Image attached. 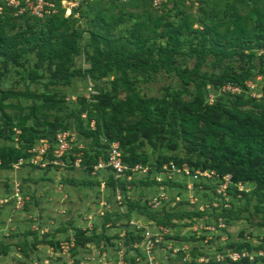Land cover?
Masks as SVG:
<instances>
[{
    "label": "trees",
    "instance_id": "obj_1",
    "mask_svg": "<svg viewBox=\"0 0 264 264\" xmlns=\"http://www.w3.org/2000/svg\"><path fill=\"white\" fill-rule=\"evenodd\" d=\"M197 1H200L197 6L200 17L187 13L183 0H167L160 13L147 0H132L124 4L115 1L82 4L67 18L62 13L43 19L33 16L13 18L5 13L0 18V66L4 71L11 66L25 68L26 80L40 82L44 75H39V69H46L49 73L46 84L49 85H67L76 77L92 83L111 73L116 76L107 94L90 93L80 97V102L87 107L70 111L66 108L69 112L64 114L59 113L65 108L63 99H57L55 95L37 94L28 88L24 91L0 90V138L11 141L19 131L16 144L0 145V169L9 170L20 159H28V151L40 139H47L53 147L57 133L73 127L74 133L87 145L80 151L71 148L68 159L73 163L70 162V167L74 166V152H81L78 166L96 177L97 188L101 181L105 182L104 190L109 198H114L116 189H120L122 197L127 199L126 181L115 179L108 170L92 172L98 158L106 157L107 143L117 141L123 162L129 166L142 164L158 169L162 163L172 160L177 164L187 163L193 169H212L219 174H230L232 208L213 212L215 219L221 217L226 224L239 219L253 199L257 202L256 211L264 213L261 206L264 201V88L259 100L242 93L238 96L219 94L212 104L206 102L207 85L215 92L226 83L243 87L247 79L264 75V14L255 9V18L243 17L233 5L230 10L224 8L213 13L209 6L207 9L203 7L205 2L209 5L208 0ZM139 5L147 10L146 18L131 23L126 29L120 27L124 8ZM114 11L119 13L114 15ZM90 15L87 28H79V21ZM172 17L177 18L176 21L170 20ZM195 24L198 28H194ZM85 34L87 37L84 39ZM183 35H190L188 51L195 58L192 69L175 65V56L185 46V41L181 40ZM209 55L218 64L228 61L221 74L209 76L199 73ZM77 57H83L87 68L73 69ZM161 69L174 74L180 88L167 90L160 99L142 97L133 86L136 79H147ZM118 85L126 88L123 97L118 95ZM11 99L16 103L7 101ZM22 99L31 100V103L23 107L20 105ZM7 110L13 112L8 113ZM52 111L57 114L52 115ZM83 113L86 118L82 117ZM170 140L176 141L170 147L175 149L180 143L187 154L195 155V159L173 156L151 161L148 155L139 153L144 146H167ZM66 162L67 167L68 160ZM99 176L103 180H98ZM129 183L132 189L154 184L149 178L142 177ZM237 183L251 189L237 191ZM127 203L126 211H110L101 218L100 232L94 229L88 234L80 228L73 230L75 249L72 256L76 262L78 249L90 243L99 245L101 241L110 243L116 239L118 227L132 218V211L147 221L171 229L178 225L183 227L185 218L199 215L184 208L151 211L146 204L139 205L129 199ZM108 229L113 231V236L106 233ZM129 233L133 240L135 237ZM40 239L43 240L41 244L54 248L62 241L45 243L47 235ZM173 239L200 243L204 237L195 240L176 234ZM37 244L40 243L35 242L32 246ZM21 246L27 257L25 241ZM199 246L204 248L201 243ZM10 247L0 241V256L7 255ZM200 247L191 248L192 258L203 255ZM227 247L232 248V244ZM183 255L179 254L178 260ZM246 258L230 264H251ZM182 264L199 263L191 260ZM206 264L218 263L210 258Z\"/></svg>",
    "mask_w": 264,
    "mask_h": 264
},
{
    "label": "rangeland",
    "instance_id": "obj_2",
    "mask_svg": "<svg viewBox=\"0 0 264 264\" xmlns=\"http://www.w3.org/2000/svg\"><path fill=\"white\" fill-rule=\"evenodd\" d=\"M183 2L187 13L200 17L201 13H197V6L198 4L200 5V1L189 0L188 4L185 0ZM208 2L209 5L205 2L203 7L207 9L209 6L213 13L224 8L230 10V6L233 5L236 12L243 17L249 15L251 18H255V9L264 14V0H208ZM114 12V15L119 13V11ZM121 14L123 15V21L120 27L126 29L133 22L143 21L147 16V10L145 7L139 5L124 8ZM90 17L92 16L90 15L85 19H81L77 26L81 29H86L87 19ZM176 19L170 18L172 21H176ZM194 28H198V25L195 24ZM86 37L87 34L84 35V39ZM189 37L190 35L181 36V40L185 41V46L182 52L175 56V65L181 68L192 69L195 64V58L188 51L189 43L187 42L189 41ZM227 62V60H224L221 64H218L209 55L206 57L199 73L209 76L219 75L226 68ZM78 68H87L83 57L75 58L73 69ZM38 73L39 75H44L41 81L30 82L25 79V68L15 69L11 66L7 71H4L0 66V90L14 89L24 91L28 88L37 94L45 92L49 95H55L57 99H63L65 108L59 113L64 114L71 109L76 110L80 107H87L85 103L82 104L80 102V97L88 96L90 93H94L95 95L100 93L107 94L116 76L114 73H111L104 79L92 81V83H88L87 80L81 79V77H76L71 79L67 85H49L46 84L49 78L48 71L46 69H39ZM133 86L142 97L152 99H160L166 94L167 90L175 91L180 88L178 78L174 74L165 73L162 69L151 74L147 79L138 77ZM117 92L120 97H123L126 93V88L118 85ZM184 98L188 99L187 96H184ZM7 101L16 103L14 99ZM30 103L31 100H20V105L23 107ZM66 108L69 111H66ZM88 108L91 109L90 107ZM7 112L12 113L13 111L7 110ZM51 114L55 115L57 112L52 111ZM52 115L51 117H53ZM82 117L86 118V115L83 113ZM71 129L67 131L74 137L72 147L80 151L87 143H83L84 141L78 138V135L74 133L73 127ZM18 134L19 131H16L11 141L0 138V145L16 144ZM174 143H176L175 140H170L167 142V146H160L158 148L144 146L139 150V153L148 155L151 161L160 157L173 156L195 159V155L187 154L180 143H177L175 149L170 147ZM80 154L81 152H74L75 160L79 158ZM70 162L71 159L69 158V166L64 168H33L32 165L24 164L19 169H14L13 167L9 170L0 169V199L9 198L13 187L17 183H19L21 193L25 198L23 209H15V205L11 201L4 206H0V241L3 244L7 243L11 246L7 255L0 256V264H69L71 260L68 259L67 255L57 258V253L53 255V252L47 245L41 244L43 240L40 238L47 235L48 239L45 240V243L49 241L54 243V241L59 239L65 240L66 235L73 234L75 228L86 230L88 234H91L94 229L96 232H100L101 218L107 212L115 211L118 213L126 211L128 209V199L130 202L136 201L139 205H144L150 194L154 193L152 187L137 186L129 191L127 199L122 197V203L118 204L113 197L109 198L110 195L104 189L101 190L96 187L94 182L96 177L82 169L81 166L74 165L70 167L71 163H73ZM99 179H101L100 176L98 177ZM240 197L239 195L237 198L240 199ZM103 200L107 203V209L100 207V202ZM251 202L248 210L241 213L239 219L231 220L227 224L223 222V228L217 233L218 237L212 240L209 247L202 248L204 256L212 258L215 255V259L218 255L222 258L221 264H230L232 260L225 257L228 252L229 254L231 252H245L249 256V258H246L249 263L264 264V213L256 211V200L253 199ZM261 206L264 207V201ZM101 210L104 213L103 215L100 214ZM89 217H91L90 222L87 220ZM132 218L138 219L142 224H147L144 216H138L134 211H132ZM89 225H92L93 228L89 229ZM175 228H177L175 229L176 231L180 229L182 233L185 232L183 227L181 228V225ZM106 233L111 234L113 231L108 229ZM24 241L28 246L25 249L28 254L27 257L24 256L21 246V243ZM35 242L40 244L33 247L32 245ZM190 244L191 242H189ZM230 244H232V248L227 247ZM245 244H248V246ZM89 245H91L90 248L94 246L93 243ZM193 245H196V241ZM85 249L86 247L78 249V253L83 252ZM226 250L227 252L225 253ZM97 255L98 252H95V258L98 257ZM161 256V259L165 258L163 253Z\"/></svg>",
    "mask_w": 264,
    "mask_h": 264
},
{
    "label": "built area",
    "instance_id": "obj_3",
    "mask_svg": "<svg viewBox=\"0 0 264 264\" xmlns=\"http://www.w3.org/2000/svg\"><path fill=\"white\" fill-rule=\"evenodd\" d=\"M96 1L103 3L115 1L124 4L132 0H0V18L5 13H9L13 18L33 16L38 19L62 13L67 18L71 16L73 10L78 6ZM147 1L159 13L163 5L167 3V0ZM185 1L188 4L189 0ZM168 7H170L169 4ZM263 88L264 75L262 74L247 79L243 87L226 83L214 92L210 85H207L206 102L212 104L219 94L238 96L242 93L259 100L263 96ZM73 141L74 137L67 131L57 133L53 147L52 143L47 139H40L28 151L30 157L28 159H20L13 165V168L19 169L24 164L39 168H64L67 165L66 161L73 146ZM107 145L106 157L98 158L93 166L92 174L108 170L114 175L115 179L126 181L127 191L132 189L129 182L134 178H149L154 183L151 186L154 189V193L150 194L146 202L147 207L151 211L177 207L199 215L184 219L186 223L183 226L184 233L180 229L176 231L175 229L177 228L171 229L164 225H158L155 222L147 221L145 218L147 224H142L138 219L130 218L118 227L116 231L117 238H113L110 243L101 241L99 245L93 244L92 248H90L91 245L87 244L85 246L86 249L78 253V262L72 256V251L75 249V238L70 234L68 239L59 242L57 248L49 247L53 255L57 253V258L67 255L68 259L71 260L69 264H182L191 260L199 264L208 263L210 257L199 255L196 258H192L190 250L193 246L200 247V243L204 247H209L212 240L218 237L217 233L223 228L224 221L221 217L213 218L212 213L231 208L232 198L229 194V189L233 185L232 176L228 173L219 174L212 169H193L187 163L177 164L172 160L162 163L158 169L142 164L129 166L123 162L120 145L117 141L109 142ZM74 165H79V159L75 160ZM151 171L152 173L150 174ZM104 187L105 182L101 181L99 188L103 190ZM235 187L240 192L249 191V187L242 183L235 184ZM237 197H239V194ZM121 198V190L116 189L114 200L121 204ZM9 201H13L15 209H23L25 198L21 193L19 183L13 187L9 198L0 199V206H4ZM100 207L102 209L108 208L104 200L100 202ZM100 214H104L102 210ZM87 220L90 222L91 217ZM88 228L92 229L93 226L89 225ZM129 232L135 237L133 240H131ZM113 234L109 235L113 236ZM176 234L194 238L195 240L201 237H204V239L200 243L196 241V245L192 246L195 241H192L193 243L191 242L189 245V242L185 240H175L173 237ZM95 252H98L97 258L94 256ZM162 253L165 256L164 259H161ZM179 254H184L180 260H178ZM214 256L212 259L221 264L222 258L217 255L214 259ZM225 257L232 261H237L244 257L249 258L245 252H231L230 254L228 252Z\"/></svg>",
    "mask_w": 264,
    "mask_h": 264
}]
</instances>
